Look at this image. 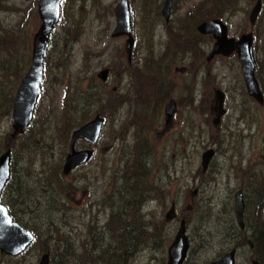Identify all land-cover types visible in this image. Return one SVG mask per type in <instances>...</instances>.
I'll list each match as a JSON object with an SVG mask.
<instances>
[{"label":"rangeland","instance_id":"rangeland-1","mask_svg":"<svg viewBox=\"0 0 264 264\" xmlns=\"http://www.w3.org/2000/svg\"><path fill=\"white\" fill-rule=\"evenodd\" d=\"M118 1L61 2L59 22L45 54L41 95L27 135L42 133L52 150H37L36 159L45 162L42 165L53 164L57 177L64 179L58 166L69 152L70 131L79 126L72 124L77 109L87 105L85 101L103 98L90 104L88 115L82 113L81 118L86 116L85 123L101 113L104 126L93 146L92 160L65 177L64 188L58 187L61 194L51 183H47L49 192L40 194L38 185H44L48 176L39 170L46 168L37 161L35 172L27 177L19 165L20 154L12 152L10 181L15 179L2 200L15 210V219L28 222L39 239L18 256L0 253V264H38L42 250L51 252L49 264H60L53 259L54 247L58 254L62 252L56 247L58 242L73 245L76 256L75 261L62 264H101L97 257L102 258L101 252H89L91 240L94 236L103 249L109 241L115 246L109 231L115 227L112 213L135 196L136 181L128 176L137 165L136 158L146 167L140 187L144 202L139 210L144 233L136 253L125 264H166L167 248L181 218L186 219L190 238L183 264H210L232 248L237 249L235 264H251L262 249L257 250L252 237L258 213L247 187L253 174L264 169V103L248 95L235 53L206 60L213 40L196 35L193 27L211 19L207 18L211 11H196L197 6L201 11L212 9L211 1L174 0L167 25L161 15L164 0H129L135 38L130 60L125 37L111 34ZM254 2L234 0L227 10L233 13L228 24L233 36L253 31L255 76L264 94V0L251 28L248 17ZM37 5L38 0H0V146L12 132L13 98L30 67L33 35L41 24ZM179 34L191 42L178 43ZM105 67L109 75L102 82L96 74ZM215 89L224 91L226 109L217 125L213 122ZM170 99L175 100L176 110L166 122L164 105ZM84 147L90 145L83 140L76 143V148ZM207 148L216 153L203 173L201 154ZM27 155L23 161L30 162ZM26 179L33 180L34 190L23 191L28 199L24 206L35 215L22 211L24 199L15 192L16 182ZM239 189L246 200L244 230L238 228L233 213V195ZM172 202L179 217L165 222ZM125 220L137 219L128 212ZM247 239L252 240L254 250Z\"/></svg>","mask_w":264,"mask_h":264},{"label":"water","instance_id":"water-1","mask_svg":"<svg viewBox=\"0 0 264 264\" xmlns=\"http://www.w3.org/2000/svg\"><path fill=\"white\" fill-rule=\"evenodd\" d=\"M173 0H165L162 7V15L168 22L170 18V8ZM61 0H38V14L41 24L38 30L33 35L32 40V58L31 64L25 76L21 80L14 97L12 108L13 116V133L15 137L18 134L25 132L33 117V111L36 101L40 94V86L43 78L44 56L49 44L51 31L58 22L60 15ZM262 1L257 0L249 12V23L253 26L261 11ZM114 15L116 25L112 32V36L126 35L125 41L126 51L130 59L134 38L132 36L131 15L128 0H120L114 7ZM197 30L203 34H211L215 39L212 50L207 57L211 60L215 55L228 56L236 52L239 59L245 86L249 96L257 102L263 103L264 97L260 89L259 83L255 77L256 59L253 52V34L252 32L242 33L238 39L228 36L227 25L218 18L206 20L197 26ZM97 76L106 80L108 69H103L97 73ZM216 117L214 124L219 123L221 116L225 113L224 108V92L220 89L215 90ZM176 108V102L170 100L165 104L164 115L165 121L169 122L172 119ZM103 118L96 115L92 120L87 121L80 127L73 130L69 143L70 152L67 154L63 163V173H69L74 167L87 162L92 154V148L76 150L75 144L78 139H84L89 144L93 145L98 141ZM213 148H208L201 155L202 171L205 172L209 162L214 156ZM10 149L0 155V252L8 255H18L21 253L33 240V234L15 222L9 215L7 207L2 204V191L10 178ZM195 193V192H194ZM234 212L236 222L241 229L244 228V208L245 203L242 196V191L235 192L233 197ZM176 216L174 204L166 212L165 220L170 221ZM252 244V243H250ZM188 249V236L186 234L185 220L180 221V226L177 229L175 237L168 247V260L166 264H182L186 257ZM235 250L224 254L220 259L211 262L210 264H234ZM39 264H48V254L42 255ZM253 264H260L259 261L253 260Z\"/></svg>","mask_w":264,"mask_h":264},{"label":"trees","instance_id":"trees-1","mask_svg":"<svg viewBox=\"0 0 264 264\" xmlns=\"http://www.w3.org/2000/svg\"><path fill=\"white\" fill-rule=\"evenodd\" d=\"M211 1V5H212V9H203L202 11L199 9V7L197 6V10L200 13H203L205 11H211V15L208 16L207 18H214L217 16H224L225 14H227V20H230V15H233V13H229V11L227 12V10L232 6L234 0H209ZM230 12H233L230 11ZM201 19H205V18H201ZM200 19V20H201ZM196 26V25H195ZM195 26L193 27V30L195 32L196 35H198L197 31L195 30ZM178 35L177 33L175 34V36ZM201 38H211V36H201L198 35ZM179 39L176 41L178 43H183L186 44L188 42H191L188 38H186L185 36H182L181 34H179ZM255 46V44H254ZM87 99V98H86ZM103 98H100L98 100H95L93 103L92 102H88L85 101L87 105H81L78 109H77V116L73 119H75V121L72 124H81L86 116L84 118H81V116H83L82 113H89V106L90 104H94L96 102H102ZM108 99V98H107ZM8 102L6 101V103L4 105H7ZM101 115V113H100ZM59 119L62 120V116H59ZM66 123L65 125H68L69 120L66 118ZM64 130L62 127V133L63 134ZM67 132V130H66ZM65 132V133H66ZM41 134H31L29 133L27 135V132L21 136L20 139L15 140L11 137V134H9V137L7 138V142H5L3 145L0 146V151H3L5 149L10 148L12 150V152H18L20 154V159H19V165L22 167V169H25V175L27 177L31 176L32 171H34V167L37 163V161H41V168H46L45 171L43 170H39V172H44V176H48L47 177V181L44 183V185L39 184L38 187L42 188L40 189L38 192L40 194L44 193V195H46V192H49V187L47 186V183H51L52 185H54V190L56 189L58 194H61V191L59 190V186H61V182L64 181L63 178H58L56 175V169L54 167L53 164L48 165L47 163L45 165L42 160H37L36 159V151L40 150L41 152H51L52 148L50 146H48L46 143H44V139L41 138ZM27 137V138H26ZM144 141V140H143ZM139 149H144V148H139ZM33 152L34 156L31 158L30 153ZM26 158L30 160V162L27 161H23V156L26 155ZM53 159H55L53 157ZM137 161V165L134 169V171H132L128 178L129 179H135L137 186L135 189V196L134 198L130 201L129 204H127L126 202H124L123 204V208L121 210H118V213L114 214L115 212L112 213V215H116L115 217V227L111 228V230H109L111 232V239L113 238L115 240V246L112 247L111 245V241L108 242V247L106 249H103V244H100L97 242L96 238L93 236V240H91L92 245L89 248V252L92 251V249L100 251L102 254V258L101 255L98 254L97 257L100 258V262L101 264H125V261L128 259L129 256H132L133 253H136V249L139 247V236L142 235L144 233V231H142V219L140 218V209L142 207L143 204V191L140 188L141 184L144 183L142 181V179L145 176V170L146 167L144 165V162L139 161L136 158ZM263 164V163H262ZM19 166V169H21ZM46 166V167H45ZM47 169H49L48 171H46ZM58 169L60 170V166H58ZM53 173V174H52ZM147 173H148V169H147ZM15 177H13L11 179L10 182L7 183V186L10 184V188L12 183L14 182ZM30 182H33L32 179L28 180H19L16 182V188H15V192L17 193V195L23 197L24 201L22 202L24 210L30 212L32 215L34 214V210H28V208L25 205V202L28 201L26 195L23 193V191L27 192L26 190H34V188L30 185ZM6 186V188H7ZM61 188H64V186L62 185ZM250 192H252V197H253V202L256 204L257 207V213L256 214V220H255V225H254V229H253V233H252V237H253V241L255 243V245L257 246V250H261L262 251L259 253L261 256H258V258L261 260L262 263H264V253H263V248H264V169L260 170L259 173H254L252 176V182H249V185L247 187ZM69 189V188H68ZM67 190V189H66ZM10 191V189H9ZM139 191V192H137ZM31 192V191H28ZM28 194V193H26ZM13 195L10 194L9 199H12ZM15 200V198H14ZM13 203V202H12ZM20 205V204H19ZM23 211V210H22ZM132 213V215H134L135 219H137L135 222L132 221H124V217L127 216V214ZM16 216V215H15ZM119 221V222H118ZM22 224L26 225L28 228H30L31 230H33L31 228L30 225H28V222L24 221L21 219ZM108 225V224H107ZM106 225V226H107ZM108 228H110L108 226ZM145 229V227H144ZM142 231V232H141ZM35 238L39 239V237L35 234ZM64 240L66 241L67 238L64 235ZM56 241V239H54V242ZM143 242V241H142ZM158 243V240H157ZM62 244V245H61ZM105 245V243H104ZM73 245H67V242L64 244L63 242H58V245L56 246L58 249H61L62 252L61 253H57V250L54 247V260L57 263H67L68 261L71 260H76V256L74 254V250L72 248ZM71 247V248H70ZM58 255L59 257L55 256ZM87 256V255H86Z\"/></svg>","mask_w":264,"mask_h":264},{"label":"flooded vegetation","instance_id":"flooded-vegetation-1","mask_svg":"<svg viewBox=\"0 0 264 264\" xmlns=\"http://www.w3.org/2000/svg\"><path fill=\"white\" fill-rule=\"evenodd\" d=\"M113 89H115L116 90V88H113ZM252 250H254V245H253V247L251 248ZM253 260H258V261H260L259 259H257V258H252L251 259V264H253ZM261 262V261H260ZM236 263V262H235ZM262 263V262H261ZM263 264V263H262Z\"/></svg>","mask_w":264,"mask_h":264}]
</instances>
